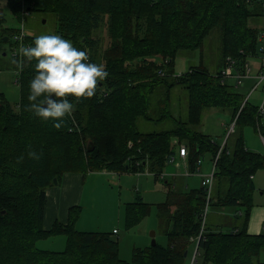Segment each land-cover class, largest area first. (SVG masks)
Listing matches in <instances>:
<instances>
[{"label":"trees","instance_id":"obj_1","mask_svg":"<svg viewBox=\"0 0 264 264\" xmlns=\"http://www.w3.org/2000/svg\"><path fill=\"white\" fill-rule=\"evenodd\" d=\"M17 20L33 10L52 13L58 22L56 34L85 50L89 60L102 63L109 73L92 98L73 101L71 116L59 129L29 110V82L34 61L28 62L21 49L36 36L11 41L14 29L2 27L6 18L0 11V44L21 47L11 56L18 69L20 98L11 103L0 93V264H185V253L201 231V213L206 204L204 186L170 188L160 209L168 217L166 244L135 247L131 260L119 255V239L112 233L80 231L76 223L82 206L69 208L66 222L58 218L45 228L47 190L62 181L66 173L114 171L149 173L159 179L170 163L177 144L189 150V167L196 170L205 154L215 163V180L227 182V190L213 194L211 205L236 207L238 224L231 230H210L199 240L198 264H252L264 254V230L248 231L254 205L252 177L264 168V155L249 150L240 127L253 126L264 137L258 106L238 92L234 84L207 69L191 68L174 75L173 65L182 50L200 48L212 29L223 30L224 62L236 60L241 70L249 57L257 56L260 30L251 25L252 16L263 6L257 0H7ZM1 10V9H0ZM106 26L110 38L102 47L97 30ZM4 37H9L4 41ZM4 53H6L4 55ZM1 50L0 58L6 56ZM21 58V59H20ZM167 62V63H165ZM165 65V66H164ZM225 66V65H224ZM166 67L164 77L159 69ZM173 77L172 81H166ZM166 83L182 86L188 93V117L175 127L142 132L139 119L151 120L149 96ZM228 111L239 126L233 149L221 147L203 131L211 109ZM169 114L159 117L165 119ZM74 121L77 123L75 124ZM73 128L72 130H70ZM93 146V150L89 148ZM35 151L39 159L28 156ZM150 204L137 196L127 203L125 227L132 229L147 213ZM63 234L61 251L40 249L37 240ZM259 261V260H257ZM264 264V261L262 262Z\"/></svg>","mask_w":264,"mask_h":264},{"label":"rangeland","instance_id":"obj_2","mask_svg":"<svg viewBox=\"0 0 264 264\" xmlns=\"http://www.w3.org/2000/svg\"><path fill=\"white\" fill-rule=\"evenodd\" d=\"M6 1L7 0H0V11L5 15L6 18L2 27L13 28L14 35L20 33L22 26L24 27V31L31 36H38L40 34H56L58 22L52 13L33 10L30 13L23 15V20H17L7 6ZM255 17L258 16H252L250 18L249 22L251 25H253L252 19ZM97 36L101 37L103 48L109 46L110 38L106 31L105 25H102L97 30ZM11 41H14L13 36ZM222 44L223 30L221 27L216 26L205 38L204 43L200 48L194 50H182L175 57L173 65L168 66L167 69H172L174 75L183 74L189 71L191 68L207 69L210 73L216 74L217 71L222 68L225 60ZM3 49L6 50L7 55L0 58V93H4L6 98L11 103H16L20 98L19 84L16 81L18 69L15 68L11 56H18L19 53L14 52L13 44H0V53ZM161 68L167 72L166 67ZM159 76L164 77V75L160 74ZM172 79L173 77H168L166 81L169 82L172 81ZM228 80L236 86L235 89L238 92L244 95L246 94L247 96V93L243 88L244 86L234 83L237 82L236 79L230 77ZM149 114L153 117V119L147 120L142 118L138 120V128L142 132L165 130L175 127L178 123V120H186L188 117L187 90L179 85L168 88L166 83L160 84L156 88L155 92L149 96ZM164 114L169 115L165 119L159 120L158 118ZM211 120L212 119L207 116L205 120L206 124L209 125ZM74 123L77 124L75 121ZM240 128L243 131L244 126ZM234 129H237L238 131L239 126H237V128L234 127ZM235 130L231 131L229 134L234 133ZM201 159L202 162L206 161L202 170L207 171L208 167L212 164L210 157L209 155L205 154L201 157ZM178 161L179 160L169 163L165 169H177L179 167L177 165ZM211 166L213 169L214 164ZM257 174H259L260 183L259 185L256 183L255 184L257 186H263L264 168L258 170ZM84 175L85 182L82 183L83 192H80L82 196L80 203L82 206V213L76 223L77 230L113 232V229L116 228L118 233H112V236L119 239V255L125 260H131L132 252L135 247L143 246L145 241L146 244H151L152 232L156 233V240L158 242L161 244L167 243L168 237L164 233V229L168 226V217L166 213L160 209V204L167 200L171 188H169L167 185L166 179H164L165 176L160 177L158 182L155 180V178L149 176L148 174L144 173L140 176L134 174L135 178L132 182L131 180H127L129 179L127 174L120 177L122 174L114 171H95L92 173L88 172ZM199 176V174H194L189 177L185 176V178H179L177 181V187H179L185 181L189 182L191 187H197L201 181V177ZM146 179H151L153 184L157 183V187L154 191H148L153 190V187L148 186V183L143 181ZM170 181L171 178H169V184H171L173 187L175 179H172L173 183H170ZM217 190H219L221 193H225L227 190V182L225 180L220 182L215 180L213 184V194L216 193ZM159 193H164V201L156 196V194ZM138 195L142 196L143 200L150 204L149 206L151 207V211L147 213L134 227H132V229H126V205L127 203L134 201ZM253 198L254 205L260 204L261 201L258 198V193L256 190L254 191ZM228 207L230 210H226L225 216L219 214L218 216L213 217L214 221L220 219L228 224L225 226L226 229L224 230H228V228L233 226L235 222H238V216L233 212L237 208L234 206ZM215 211H218L217 206L212 204L209 208L207 216V227H211V214ZM46 219L47 222L45 223V226H49V215H47ZM250 219L249 223L251 221ZM191 242L194 244L193 240ZM36 244L40 249L61 251L65 248L66 236L59 234L48 238L39 239L37 240ZM192 244H190L188 247L189 252H191L193 249ZM191 256L192 254L187 256L185 264L191 263ZM257 260H259V262H254L252 264H261V262L264 261V254H261ZM196 264H198V261Z\"/></svg>","mask_w":264,"mask_h":264},{"label":"crops","instance_id":"obj_3","mask_svg":"<svg viewBox=\"0 0 264 264\" xmlns=\"http://www.w3.org/2000/svg\"><path fill=\"white\" fill-rule=\"evenodd\" d=\"M258 17H255L252 19L253 22V26L257 27L260 32H264V10L260 12L259 15H256ZM262 44L264 45V38L262 40ZM264 55V52L260 53L257 57H251L249 59V63L250 66L252 65V70H251V76L246 78L244 80V84H243V88L244 91L247 93L244 95L245 97H248V100L250 102H252L255 105H259L261 102V99L263 97V84L259 85L255 90L253 89L254 86L257 84V78L256 75L259 73V70L261 69L262 66V56ZM220 65V63H219ZM225 62L223 63V66L220 70H222L224 68ZM218 70V71H220ZM217 71V72H218ZM229 82V81H228ZM254 90V91H253ZM211 118L212 120L209 122V125L206 124V118L204 120V124H203V131L206 134H209L212 136V138L214 139V141L216 143H218L219 145H223L227 142V145L233 149L236 143V139H237V132L231 133L229 135L228 134V128L230 126L231 122V114L228 111H221L219 109H212L209 115H206V117ZM263 124H264V119H262ZM243 136H244V140H245V144L247 146V148L249 150L261 153L264 155V140H263V136L262 134L254 127L251 126H244L243 128ZM180 145V144H179ZM179 145L176 146L175 148V161L179 160L177 165L179 166L177 169H173V168H166L164 170L163 173V177L164 179H166V182L169 183V178H171L170 183H173L172 179H175V183H173V187H175L176 189H191V188H198L201 186V181H202V177L204 174L208 173L211 168H212V164L208 167L207 171H203L202 168L204 166V163L206 161H203L199 164V173H195V174H199L201 177V181L199 182V185L197 187H191L189 182L185 181L183 184H181L179 187H177L178 185V179L179 178H185V176L189 177L192 175H187V170H190L189 167V156L187 157V159H184L182 157L179 156L178 153V149H179ZM189 151V150H188ZM210 157V156H209ZM206 158V157H205ZM211 163H212V159L210 158ZM205 172V173H203ZM92 173V172H90ZM122 176H125V174L128 175L127 180H131L132 182L134 181V174L136 175L137 173H132V172H124L121 173ZM144 173H138L137 176H140ZM148 174L149 176H152L153 178L154 175L149 174V173H145ZM253 179V183L255 186V190L258 193V198L261 201L260 204H255L253 206L252 212H251V221L249 223V232L250 233H260L264 230V188L263 186H257L256 184L259 185L260 181H259V174H256L252 177ZM156 180V178H155ZM159 179H157L156 181H158ZM144 182L148 183V186L153 187V190H148V191H154L157 187V183H152L151 179H146L143 180ZM183 181V180H181ZM85 182V175H83L82 173H66L63 178L62 181L57 185L49 188L47 190V206H46V210H45V223L47 222V215H49V226H45V228H50L52 223L54 222V220L56 218H58L59 220H61L62 222H66L67 218H68V211L69 208L73 205H81V194L80 192H83L82 188L83 185L82 183ZM159 182V181H158ZM256 183V184H255ZM257 186V187H256ZM261 191V193H260ZM157 197L161 198L164 201V193H159L156 194ZM218 211L212 212L211 214V227H209L210 230H221V229H226L225 226L228 225L226 224L223 220L217 219V220H213L214 216H218L219 214L221 215H226V210H230L229 207H217ZM234 214L236 215V210L233 211ZM44 223V224H45ZM238 222H235L233 224V226L229 227L228 230H231L235 225H237ZM116 229V228H115ZM113 229V231L115 230ZM166 229V228H165ZM165 229H164V233H165ZM118 233V231L116 232ZM145 244H143V246H139V247H146L148 244H146V241L144 242ZM193 245V249L191 252H187V256L191 255L193 250H194V244ZM259 262V261H256ZM262 264V262H261Z\"/></svg>","mask_w":264,"mask_h":264},{"label":"clouds","instance_id":"obj_4","mask_svg":"<svg viewBox=\"0 0 264 264\" xmlns=\"http://www.w3.org/2000/svg\"><path fill=\"white\" fill-rule=\"evenodd\" d=\"M21 53L34 61L28 108L36 117L53 121L57 129L73 113V101L92 98L109 76L104 64L91 62L85 50L60 34H40ZM28 156L39 159L35 151Z\"/></svg>","mask_w":264,"mask_h":264},{"label":"built area","instance_id":"obj_5","mask_svg":"<svg viewBox=\"0 0 264 264\" xmlns=\"http://www.w3.org/2000/svg\"><path fill=\"white\" fill-rule=\"evenodd\" d=\"M258 2L261 3V5L263 6L264 9V0H257ZM27 35V33L24 31V27L22 26V29H20V33L13 35V38L15 40V42L20 43L23 38H25V36ZM264 38V32H260L259 33V37H258V41H259V49H258V55L262 52H264V45L262 44V40ZM21 47H17L14 46V52L19 53ZM257 55V56H258ZM256 56V57H257ZM251 57H255V56H251ZM249 57L248 60L246 61V63L243 65V68L240 70H236L235 69V65H236V60L233 59L232 57H228L226 59L225 62V66L222 69V77L225 80H228L230 77L236 79L237 82H234L235 84L238 85H243L244 84V80L248 77L251 76V66H250V61L249 59L251 58ZM262 66L261 69L259 70V73L256 75L257 78V84L254 86L253 89L257 88L259 85L263 84L262 90H263V97L261 99L260 104L258 105V115L261 116L262 119H264V55L262 56ZM159 74L160 75H165V72L163 69H159ZM17 81V80H16ZM234 87H236L234 85ZM248 100V97H245L244 102L242 103L241 107L244 106V103ZM235 121H233L229 128H228V134L235 130ZM73 128H71L70 130H72ZM264 140V138H263ZM224 145V144H223ZM223 145H221V147H223ZM220 151L217 153V156L215 157L214 161L212 160V164H214L213 169L211 168V170L204 174L202 177V181L201 184L202 186H204L205 191H206V204L205 207L201 213V231L200 234L195 237V238H191V241H194V250L192 252V256H191V263L190 264H196L198 261V256H199V248H198V243L199 240L202 238L204 232H205V226L207 223V216H208V212H209V208L211 207V200H212V192H213V184H214V173H215V163L220 155ZM178 153L179 156L187 159V157L189 156V151L188 148L186 147L185 144H180L179 145V149H178ZM175 161V154L170 158V163ZM202 162V159L200 158L197 162V166H196V170L195 171H191V170H187V175H192L195 174L196 172L199 173L200 169H199V164ZM163 175H161L162 177ZM117 230L115 229L114 232H116Z\"/></svg>","mask_w":264,"mask_h":264},{"label":"water","instance_id":"obj_6","mask_svg":"<svg viewBox=\"0 0 264 264\" xmlns=\"http://www.w3.org/2000/svg\"><path fill=\"white\" fill-rule=\"evenodd\" d=\"M8 39H9V37H4V41H8ZM6 53H4V55H5ZM93 146H91L90 148H89V150L91 151V150H93ZM55 183L57 184V180L55 179ZM151 238H152V240H151V244L152 245H156V243H157V240H156V233L155 232H152L151 233ZM185 256H187V252L185 253Z\"/></svg>","mask_w":264,"mask_h":264}]
</instances>
